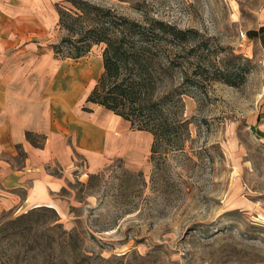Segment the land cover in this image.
<instances>
[{
  "label": "rangeland",
  "instance_id": "rangeland-1",
  "mask_svg": "<svg viewBox=\"0 0 264 264\" xmlns=\"http://www.w3.org/2000/svg\"><path fill=\"white\" fill-rule=\"evenodd\" d=\"M86 1L187 32L184 42L162 41L166 54L176 49L170 74L155 66L153 99L172 92L176 101L164 106L171 124L161 138L160 130L156 138L143 129L151 144L139 161L112 158L91 167L77 156L65 170L51 164L59 188L34 197L13 185L28 179L18 178L28 166L24 143L0 151V225L44 207L32 215L29 233L15 240L32 252H52L54 264H264V142L258 135L264 133L258 126L264 122V47L257 39L264 0ZM47 2L53 25L43 41L79 39L54 22L55 3L68 4ZM60 49L62 57L68 50ZM102 49L66 58L68 70L81 63L95 85ZM158 57L170 66V57ZM82 105L92 107L80 101L78 109ZM28 142L40 148L41 135ZM29 221L20 220V230Z\"/></svg>",
  "mask_w": 264,
  "mask_h": 264
},
{
  "label": "crops",
  "instance_id": "crops-1",
  "mask_svg": "<svg viewBox=\"0 0 264 264\" xmlns=\"http://www.w3.org/2000/svg\"><path fill=\"white\" fill-rule=\"evenodd\" d=\"M48 4L0 0V151L24 143L28 166L18 178L28 179L13 185L27 188L32 197L36 191L59 188L50 177L51 164L65 170L77 156L91 167L112 158L136 162L150 152L151 144L147 132L130 129L129 121L86 101L95 86L90 72L81 63L70 72L67 59L58 58L52 43L42 39L53 25ZM261 21L257 39L264 47V10ZM80 101L92 107L78 109ZM258 126H264L262 118ZM34 135H41L40 148L28 142Z\"/></svg>",
  "mask_w": 264,
  "mask_h": 264
},
{
  "label": "trees",
  "instance_id": "trees-1",
  "mask_svg": "<svg viewBox=\"0 0 264 264\" xmlns=\"http://www.w3.org/2000/svg\"><path fill=\"white\" fill-rule=\"evenodd\" d=\"M63 2L68 5L55 3L58 25L66 32L76 34L79 39L73 41L69 37L63 38L60 44L52 46L54 54L59 56L62 52L60 47L64 44L68 51L59 57L76 60L87 54L92 46L103 45V71L86 101L103 106L131 125H137L138 129H152L156 138L163 137L171 124L168 125V120L164 119L167 115L165 109L168 113V108L164 106L167 103L175 104L176 101L171 98L172 92L153 99L157 89L156 75H159L155 66H159L164 74H170L175 64L173 57L176 49L168 50L166 54L161 46L162 41L172 45L184 42L187 40V32L155 19L149 23L129 20L86 0ZM161 52L165 57L171 58L168 68L162 67V61L158 57ZM222 76L229 80L224 74ZM97 87L105 90V93L97 95ZM159 130L161 134L158 133L157 136L155 132ZM43 209L44 207L33 208L0 225V264H54L51 261L52 252L45 255L32 252L31 247L24 248L25 243L15 240L29 233L33 226L32 215ZM22 219L30 221L21 225L20 230L19 221ZM30 240L31 238L27 242ZM27 242V245H31Z\"/></svg>",
  "mask_w": 264,
  "mask_h": 264
},
{
  "label": "built area",
  "instance_id": "built-area-1",
  "mask_svg": "<svg viewBox=\"0 0 264 264\" xmlns=\"http://www.w3.org/2000/svg\"><path fill=\"white\" fill-rule=\"evenodd\" d=\"M261 140L264 142V133L260 135Z\"/></svg>",
  "mask_w": 264,
  "mask_h": 264
}]
</instances>
